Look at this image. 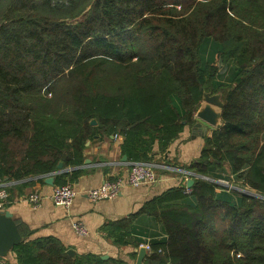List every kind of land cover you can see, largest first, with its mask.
I'll list each match as a JSON object with an SVG mask.
<instances>
[{
  "label": "trees",
  "instance_id": "trees-1",
  "mask_svg": "<svg viewBox=\"0 0 264 264\" xmlns=\"http://www.w3.org/2000/svg\"><path fill=\"white\" fill-rule=\"evenodd\" d=\"M205 93L221 95L222 125L180 163L169 149ZM116 135L127 162L184 171L156 168L180 183L106 224L114 244L136 249L133 264L143 243L145 264H264V0H0V183L16 182L10 200L50 176L76 183L87 143ZM20 230L17 264H132L73 258L57 238Z\"/></svg>",
  "mask_w": 264,
  "mask_h": 264
},
{
  "label": "crops",
  "instance_id": "crops-1",
  "mask_svg": "<svg viewBox=\"0 0 264 264\" xmlns=\"http://www.w3.org/2000/svg\"><path fill=\"white\" fill-rule=\"evenodd\" d=\"M202 132V130L194 132L193 127H188L181 138L170 147L169 156L180 163H188L197 158L205 142ZM122 141V137L110 136L101 142L97 141L93 144L90 142L87 159L91 162L85 163L87 173L74 183L80 193L74 199L70 210L53 204L49 198L53 185L46 183V180L45 184L38 183L23 188V195L21 197L14 195L5 209L12 211L20 228H27L33 232V237H55L68 249L75 250L76 254L96 253L102 256L123 257L133 264L134 260L130 259L129 254L136 249L131 245L114 244L107 235L106 224L129 217L138 211L145 201L180 183L181 177L174 173H159L162 178L160 182L137 188L125 186L122 193L112 199L92 202L86 194L87 190L101 185L106 180L125 176L128 173L129 162L123 160ZM154 164L156 168L183 171L165 162ZM15 183L7 177L0 185L10 187ZM34 189L41 191L44 196L38 208H34L24 199ZM76 220L84 223L89 229V235L82 236L74 230L73 222ZM7 259L11 264H17L13 251Z\"/></svg>",
  "mask_w": 264,
  "mask_h": 264
},
{
  "label": "built area",
  "instance_id": "built-area-1",
  "mask_svg": "<svg viewBox=\"0 0 264 264\" xmlns=\"http://www.w3.org/2000/svg\"><path fill=\"white\" fill-rule=\"evenodd\" d=\"M120 136H115L119 138ZM128 173L125 176H118L115 179L106 180L101 185L93 187L86 191L88 198L92 202H98L101 200L112 199L122 193L125 186L140 187L145 184H155L162 180L161 176L156 172V165L149 162H129ZM192 173H188L187 181L191 178ZM189 190V187H188ZM80 193V191L74 186V184L67 183L61 186H52V191L49 194L50 200L55 206H61L70 210L74 199ZM44 196L38 189L32 190L28 195L24 197L34 208L41 206ZM10 195L7 191L6 185H0V209H5L6 205L10 202ZM74 230L82 235H89V229L84 223L76 220L73 222ZM140 247H144L147 251V255L151 252V246L149 243H143ZM0 264H11L6 258L0 257Z\"/></svg>",
  "mask_w": 264,
  "mask_h": 264
},
{
  "label": "water",
  "instance_id": "water-1",
  "mask_svg": "<svg viewBox=\"0 0 264 264\" xmlns=\"http://www.w3.org/2000/svg\"><path fill=\"white\" fill-rule=\"evenodd\" d=\"M224 102L219 93L210 94L205 93L204 98L198 108L195 118L196 122L193 125V131L202 130V135H207L212 129L218 128L222 125V109ZM93 124L97 121L93 120ZM90 142L87 143L89 145ZM66 155L63 156V159ZM124 161H128V156H123ZM90 159H86L85 163H90ZM58 173L64 171L63 161L58 164ZM55 178L50 176L46 178V183L54 185ZM194 183V179L190 178L187 181V186L191 187ZM23 240V236L20 230V224L17 222L14 213L10 210L0 209V257L8 258L13 248ZM67 254L71 257H76V251L68 249ZM147 256V251L144 247H140L139 253L135 264H145L144 260ZM104 259L109 258L108 255L102 256Z\"/></svg>",
  "mask_w": 264,
  "mask_h": 264
},
{
  "label": "rangeland",
  "instance_id": "rangeland-1",
  "mask_svg": "<svg viewBox=\"0 0 264 264\" xmlns=\"http://www.w3.org/2000/svg\"><path fill=\"white\" fill-rule=\"evenodd\" d=\"M220 182H222L223 184H225L226 186H228V182L225 180H221ZM230 186V185H229ZM245 192H249L247 189H245Z\"/></svg>",
  "mask_w": 264,
  "mask_h": 264
}]
</instances>
